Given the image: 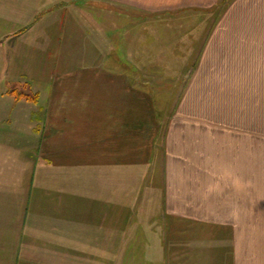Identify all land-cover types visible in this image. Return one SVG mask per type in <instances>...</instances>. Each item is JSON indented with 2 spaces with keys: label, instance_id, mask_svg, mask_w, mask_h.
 Wrapping results in <instances>:
<instances>
[{
  "label": "crops",
  "instance_id": "1",
  "mask_svg": "<svg viewBox=\"0 0 264 264\" xmlns=\"http://www.w3.org/2000/svg\"><path fill=\"white\" fill-rule=\"evenodd\" d=\"M85 9L166 22L169 36L195 19L194 37L165 42L193 62L171 106L140 71L146 57L122 39L130 70L111 33L82 24ZM87 42L99 53H82ZM4 73L44 89L3 92L15 102L0 126V264L129 247L168 264H264V0H0ZM213 182L223 191L206 197ZM166 216L167 229L155 223Z\"/></svg>",
  "mask_w": 264,
  "mask_h": 264
},
{
  "label": "rangeland",
  "instance_id": "2",
  "mask_svg": "<svg viewBox=\"0 0 264 264\" xmlns=\"http://www.w3.org/2000/svg\"><path fill=\"white\" fill-rule=\"evenodd\" d=\"M96 11L85 9V12L81 16L82 24L85 26V28L89 32V28L91 32H95L98 34H104L111 33L112 38L115 41H119L118 45L114 46L115 50L114 54H117V57L119 60L124 59V64H127L130 70L134 68V64L131 61V58L125 54V46L121 45V40L128 38L129 44L126 48L129 51L130 56H133L135 53L139 52L140 54H143L144 57H146V60L138 63V66H140V71L145 72L146 75V81L153 82L154 80H157L159 82L161 89V97L162 99L166 100L167 103H170V106L174 103L175 100H167L169 95H175V89H181L180 82L184 79L186 80V77L188 76V71L192 66V61H185L183 60L182 52L184 54L188 53L189 47L183 46V45H176L173 46L175 49H180L181 52H179V55L173 56V49H169L170 46L166 45L165 42L171 43L174 45L176 43H185L187 39H190L191 36L194 37L195 30L192 29V24L195 22V19H190L188 22H184L183 26H181V23H179L180 19L177 22L179 31H177L176 35H168V31L165 30L168 25H166V22H150V21H142L138 23L137 25L134 23L135 20L131 17H120L118 15H112L107 13L102 14H96ZM90 13V14H89ZM186 24V25H185ZM187 27V28H185ZM193 34V35H192ZM97 36V35H96ZM104 37V35L102 36ZM136 39L139 40V42H136ZM157 40H160V42H156ZM154 42L158 43V45L154 46ZM159 43L161 45H159ZM164 43V44H163ZM87 42L84 46L81 47L82 53H87L88 50L94 51V49H97V52L99 53V47H96L90 43ZM98 46H101L98 44ZM191 48V47H190ZM161 52V54H160ZM134 53V54H133ZM133 54V55H131ZM160 54L161 61H154V59ZM98 60L96 61L97 64L104 65L103 58L98 56ZM88 58V57H86ZM127 58L130 60L127 61ZM78 62V61H76ZM82 64H85L81 61ZM68 64V63H65ZM72 64H78V63H72ZM117 65H121V63H116ZM136 65V63H135ZM160 65V66H159ZM157 67V68H156ZM18 78L21 82H12L11 76H7V74H0V126L1 122L3 120L8 119V112L12 105H14L15 99L12 96L3 95V92L6 90V88H12V87H18L20 88L22 84H25L29 82L33 85V88L35 86H39L34 88L36 89H42L41 81L26 78L22 76H14ZM17 84V85H16ZM183 84V82L181 83ZM45 87V86H44ZM20 88V90H22ZM44 89V88H43ZM171 89L173 91L171 92ZM24 92V91H23ZM27 93V92H25ZM31 96L36 97V93L31 92ZM175 98V97H174ZM3 128H1L2 130ZM160 224L161 226L168 227V221L167 216L160 222H155ZM11 224V225H10ZM24 222H15V223H4L2 222V230L4 229H23ZM134 225L129 229L131 231L135 229L143 230L145 229V224L148 225L149 223L140 224V223H133ZM153 224V223H151ZM135 228V229H134ZM46 229V228H45ZM36 233H39L38 231H41L40 227L35 228ZM116 251V250H115ZM43 255H41L42 257ZM46 256V255H45ZM54 258H57L56 255H51ZM152 254H142L136 252L135 248H125L123 252L120 253H112V254H83V253H77V254H71L67 251L63 253L58 260H60L59 264H168L169 255L163 254V255H154ZM36 257H39V255H36ZM62 261V262H61ZM152 261V262H151Z\"/></svg>",
  "mask_w": 264,
  "mask_h": 264
},
{
  "label": "clouds",
  "instance_id": "3",
  "mask_svg": "<svg viewBox=\"0 0 264 264\" xmlns=\"http://www.w3.org/2000/svg\"><path fill=\"white\" fill-rule=\"evenodd\" d=\"M221 179L225 183L230 182L234 188L239 189L242 187L241 178L238 175H236L235 171L232 170L231 168H226L224 170ZM222 191L223 188L220 183L217 182L209 183L205 189V196L207 197L208 195H211L213 193L219 194ZM238 215H239V209L234 207L232 209L231 216L235 219L238 218Z\"/></svg>",
  "mask_w": 264,
  "mask_h": 264
},
{
  "label": "trees",
  "instance_id": "4",
  "mask_svg": "<svg viewBox=\"0 0 264 264\" xmlns=\"http://www.w3.org/2000/svg\"><path fill=\"white\" fill-rule=\"evenodd\" d=\"M11 93H13L17 98H26L27 100H37L38 95L36 97L31 96L29 93H25L23 91H20L19 89H10Z\"/></svg>",
  "mask_w": 264,
  "mask_h": 264
}]
</instances>
